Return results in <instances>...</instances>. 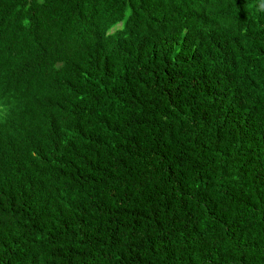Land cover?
<instances>
[{
    "label": "trees",
    "instance_id": "trees-1",
    "mask_svg": "<svg viewBox=\"0 0 264 264\" xmlns=\"http://www.w3.org/2000/svg\"><path fill=\"white\" fill-rule=\"evenodd\" d=\"M264 0H0V264H264Z\"/></svg>",
    "mask_w": 264,
    "mask_h": 264
},
{
    "label": "clouds",
    "instance_id": "clouds-1",
    "mask_svg": "<svg viewBox=\"0 0 264 264\" xmlns=\"http://www.w3.org/2000/svg\"><path fill=\"white\" fill-rule=\"evenodd\" d=\"M262 7H264V6H262Z\"/></svg>",
    "mask_w": 264,
    "mask_h": 264
}]
</instances>
